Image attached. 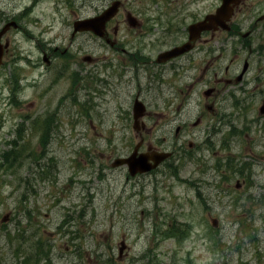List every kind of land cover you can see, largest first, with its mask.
<instances>
[{"label":"rangeland","instance_id":"rangeland-1","mask_svg":"<svg viewBox=\"0 0 264 264\" xmlns=\"http://www.w3.org/2000/svg\"><path fill=\"white\" fill-rule=\"evenodd\" d=\"M135 1L126 9L143 5L153 17V5L165 2ZM90 2L0 0V30L18 24L2 37L0 264H264V22H257L264 0L240 4L229 32L205 34L201 82L154 80L148 88L143 78L138 88L122 76L125 53L72 36L77 19L105 7ZM220 3L203 0L198 11L212 14ZM156 17L151 31L159 33L143 41L152 44L148 56L181 40L162 33L169 16ZM117 42L129 51L139 40L121 26ZM88 54L98 58L91 69ZM213 73L233 84L207 100L201 90L215 86ZM136 95L146 109L140 132L133 130ZM211 102L215 116L205 107ZM178 126L184 130L175 136ZM141 141L140 152L173 155L135 177L112 167Z\"/></svg>","mask_w":264,"mask_h":264},{"label":"flooded vegetation","instance_id":"flooded-vegetation-1","mask_svg":"<svg viewBox=\"0 0 264 264\" xmlns=\"http://www.w3.org/2000/svg\"><path fill=\"white\" fill-rule=\"evenodd\" d=\"M98 2L101 1L103 5H105L104 9H108L112 6L113 3L117 2L118 5V11L116 15L106 24L105 27V36L104 39H100L96 36H94L91 32H78L79 34H87L92 38L97 39L100 41L104 47H108V52H111L114 54V56L117 53H125L126 59H123V65H122V76L126 75L130 77V81L134 82V84L139 88L141 86L140 84V79L143 78L147 81V84L145 85V88H148L150 83L152 81H157V82H162V80H172V81H185L184 86L187 87H193L197 85L198 82H201L204 78L205 75V61H204V49H203V43H204V36L205 34H210L213 33V35L217 32H226L222 31L219 29L216 32H203L200 34V37L192 43V49L180 56H177L175 58H172L168 60L166 63H160L158 62V56L161 52L157 53L156 55H145L144 51L145 48L152 46V44H148L145 41L146 38L150 37L153 35L156 37V33H159L158 29H155L154 31H151L152 28L157 25L156 21H159V18L156 16H169L170 22H166V28L164 31L162 30V33L168 34V36L175 35L178 36V38H181L180 41H176L175 44L171 45L168 49L170 50L176 47H180L188 42L189 38V33H188V27L191 25H194L196 23H199L200 21H203L205 16L207 15H200L198 11V7L200 4L203 3V0H165L162 5H157L154 4L153 6L159 9L153 17V14H150V10L147 7H144L143 5L141 7H137V10H130L126 9L127 7L131 8L132 5L134 4L135 0H91L90 3L92 2ZM138 1L136 0L135 3ZM151 2V1H150ZM245 2V0H242L241 4ZM152 3V2H151ZM221 4V3H220ZM219 4V6H220ZM116 5V4H115ZM218 6V7H219ZM125 7V18L122 20H118L119 17H121V13L124 10ZM104 9L101 10L100 14L104 12ZM217 9V8H216ZM235 13V12H234ZM99 14H96L92 17L89 18H94L98 16ZM88 19V18H86ZM77 20H85L84 18L82 19H77ZM76 20V21H77ZM75 21V22H76ZM129 21L133 25L129 24ZM259 20H257L258 22ZM74 22V23H75ZM256 24L253 26V29L256 28ZM264 22V20H262ZM124 26L125 29L129 32H134V35L136 39L139 40L138 43H136L133 47L130 48L129 51H125L124 48L118 47V42L117 38L119 36L120 32V27ZM153 26V27H152ZM230 26V23H229ZM231 30V28H230ZM155 33V34H154ZM77 34V33H75ZM73 34L72 36H74ZM249 35V34H248ZM244 35H241V38ZM155 41V40H153ZM125 46V43H122ZM113 45V46H111ZM102 50V49H101ZM164 50V51H166ZM43 56L48 61V65L51 63V55H47L44 52L42 53ZM94 54H88L83 58L84 62L88 63L87 65L89 66V69L96 67L97 66V61L98 58L96 56H93ZM110 58H103L100 62L104 65L108 64L111 65L112 61H109ZM246 65L245 71L243 72V68ZM248 61L244 62V65L242 67L241 73L239 76H237L235 83L240 84L242 81H244V76L246 75L248 71ZM202 68V75L200 78H197V76L194 75V72L197 70H200ZM217 66L215 67L216 70ZM95 69V68H94ZM93 70V69H92ZM91 71V70H90ZM163 71L165 72L163 74ZM150 73V74H149ZM92 74V73H90ZM212 78H217V74L213 73ZM219 80H214L212 81L215 83V86L207 89V90H201V95L203 97L204 93L206 91L209 92V96L206 98L207 100L209 99H217V97L220 95L221 91L218 90L217 88L223 84V88H227L228 86H231L233 82L231 81L232 79H226L223 81V79L217 78ZM239 79V81H238ZM189 81H192V84L189 85L187 84ZM259 84H263L264 78H259L258 79ZM225 86V87H224ZM189 99V98H188ZM188 99L185 101L187 102ZM139 100V95H136L134 97V102ZM206 110L213 116L217 114L213 102L210 104H206ZM145 116V113H144ZM143 116V117H144ZM142 117V118H143ZM202 117H199L195 122H197V125L201 124ZM194 124V123H193ZM193 127H196L192 125ZM145 129V124L140 120L138 124V129L135 132H140L141 130ZM184 129H182L181 126H178V128L175 130V136H178L181 132H183ZM140 144L138 153L143 154V153H151V152H157V150H154L153 148H149L145 152H140V148L142 147V141L139 142ZM137 144V145H138ZM136 145V146H137ZM192 147V145H190ZM173 155L172 152H169ZM128 157V156H127ZM172 157V156H171ZM170 157V158H171ZM169 158V159H170ZM168 159V160H169ZM144 175V174H143Z\"/></svg>","mask_w":264,"mask_h":264},{"label":"water","instance_id":"water-1","mask_svg":"<svg viewBox=\"0 0 264 264\" xmlns=\"http://www.w3.org/2000/svg\"><path fill=\"white\" fill-rule=\"evenodd\" d=\"M241 2L242 0H222L220 6L215 10L214 13L208 14L207 16H205L203 21H200L199 23L188 27L189 38L186 44L160 54L158 56V62H166L172 58L190 51L192 49V43L196 41L200 37V34L203 32H216L219 29L229 32V23L234 15L235 10L240 6ZM117 5L118 4L111 6L94 18L76 21L73 24V34L78 32H91L94 36L100 39H104L106 24L116 15L118 11ZM262 20H264V16L259 19V21ZM129 24L133 25L131 21H129ZM10 28L17 29L18 24L15 21H10L4 24V26L0 30V66L3 64L4 54L6 53L8 48L7 42L4 44L2 43V37ZM248 34L249 33H246L244 36H242V38L248 37ZM43 61L46 65H48V61L45 56L43 58ZM245 68L246 65L243 68V72L245 71ZM204 96L207 98L209 96V92L206 91L204 93ZM145 112L146 109L144 105L136 100L132 109L134 120L133 130L136 131L138 129L139 121L140 119H142ZM260 113L264 114V106L260 108ZM139 147L140 144L135 146L130 156L114 160V162L112 163V167L118 168L126 166L129 176L135 177L136 175H143L156 170L162 163H164L172 156L171 153L164 152L139 154ZM212 225L214 227L216 226L215 220L212 221ZM125 248L126 246L124 242H122L118 249L119 259L122 257Z\"/></svg>","mask_w":264,"mask_h":264},{"label":"trees","instance_id":"trees-1","mask_svg":"<svg viewBox=\"0 0 264 264\" xmlns=\"http://www.w3.org/2000/svg\"><path fill=\"white\" fill-rule=\"evenodd\" d=\"M9 155H10V153H9Z\"/></svg>","mask_w":264,"mask_h":264}]
</instances>
